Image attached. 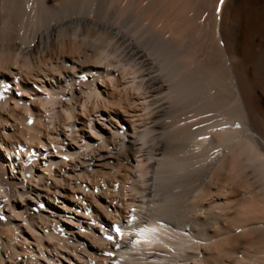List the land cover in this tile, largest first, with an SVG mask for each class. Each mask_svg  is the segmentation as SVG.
I'll return each instance as SVG.
<instances>
[{"label": "bare ground", "instance_id": "obj_1", "mask_svg": "<svg viewBox=\"0 0 264 264\" xmlns=\"http://www.w3.org/2000/svg\"><path fill=\"white\" fill-rule=\"evenodd\" d=\"M110 1L0 0V67L6 69H0V85L8 89L0 98V122L4 110L13 119L7 148L0 150L1 210L6 213L0 221V264H55L63 254L68 263L59 264H264V0H181L183 12L172 7L169 13L157 8L160 0H135L138 14L128 11L133 0L123 11L110 10ZM152 23L161 35L152 31ZM70 40L90 51L72 64L74 74L63 55L59 63L47 62L56 46L64 48ZM108 56L139 80L133 89L147 100V118L133 138L126 135L128 124L120 113L109 112L111 120L102 125L117 122L126 129L110 126L103 150L93 152L94 159L88 154L91 162H81L87 154L79 153L84 150L80 138L88 148L105 130L96 124L90 131L86 125L74 129V102L83 94L79 111L85 113L87 99L98 96L96 79L103 75L93 63ZM14 64L23 68L22 77L15 75ZM43 64L49 65L45 76L54 81L50 99L37 96L29 104L12 91L11 78H18L19 91H30L27 81L45 72ZM81 73L86 79L77 78ZM10 100L14 106L6 109ZM54 117L66 126L64 140L70 141L60 150L53 140ZM115 133L127 139L108 150ZM47 140L56 144L52 151L61 158L51 155ZM7 156L12 164L20 160L11 168L15 174L7 170ZM65 156L72 161L62 162ZM37 160L43 163L40 172L33 179L21 177ZM23 163L31 164L24 168ZM128 170L135 171L133 177L126 176ZM126 183L131 194L123 190L122 197L120 187ZM89 189L97 193L85 194ZM230 191L237 196L227 195ZM210 193L227 196L203 204ZM137 197L138 205H130ZM27 208H36L30 218L23 212ZM87 210L89 218L82 214ZM116 221L123 235L114 249L100 236ZM26 231L37 251L24 247ZM106 251L114 256L101 257Z\"/></svg>", "mask_w": 264, "mask_h": 264}, {"label": "rangeland", "instance_id": "obj_2", "mask_svg": "<svg viewBox=\"0 0 264 264\" xmlns=\"http://www.w3.org/2000/svg\"><path fill=\"white\" fill-rule=\"evenodd\" d=\"M162 1H164V2H162ZM169 1H171L172 4ZM173 1L172 0H160V1H158L157 8L158 7L159 8H161V7L163 8V6H164L165 9L164 8L163 9L165 11H163L162 13L166 12L167 9H171L172 7H173L171 9L172 11L173 10L180 11L183 8L182 5H184V4H182V3H183L184 0L183 1H181V0H173ZM129 2H130V0H111L110 3H109V5H108V8L110 10H112V11H116V9L119 10V11H123L125 8H127V6H129L128 5ZM166 2H168V4ZM138 10H139L138 2H135V0H133L132 1V4L128 7V11H130V13H132V14H138L139 13ZM171 10H169V12ZM167 12H168V10H167ZM117 16H118V14H117ZM148 23H149V21L148 22H145V24H148ZM150 27H152V31L154 33L161 35L159 26H154L153 27V23H152L150 25ZM168 36H170V35L169 34H166L165 35V37H168ZM68 42L70 44L67 45ZM68 42L66 43V46H65L66 48L65 47L62 48L60 46H56L55 49H53L51 51L50 57L47 58V62H48V59H49V62L50 63L51 62L59 63L61 61L60 56L63 55L64 58H66V63L64 65L66 66L67 70L70 73L74 74L75 71H74V68H73V65L72 64L78 62L80 60V57H83V55H85L87 53L90 54V51H88L87 48L84 49V47L82 45H80L81 46L80 48H79V45H78V48H76V46H77L78 43L75 40H70ZM75 43H77V44H75ZM98 54H97V56L95 55L94 57L95 58H99L100 57V54H99V56H98ZM52 56H55V57L52 59L51 58ZM39 57H40V55H38V58L36 59V61L38 59H40ZM41 57H43V55ZM41 66L45 70V72H41V75L40 76H37V77H35L33 79H28V81H27L28 82V85L30 86V88H32L30 91H26V90L25 91H19L18 90V85L16 83V80L18 78H15L14 76H12V78H11V83H12L11 88H12V91L15 94L18 93V96L21 95L22 98L23 99H26L29 104H35L36 101H37V96H40V97L45 98L46 101H48L50 99V96H51V92L48 91V90H50L51 87L54 85L53 84L54 81H53L52 78H50V77L48 78V76H45V74L49 72L48 71L49 65L43 64ZM46 66H48V68ZM93 66L98 67L97 68L98 71H96V72H98V73H100V74L103 75V77H100V79H98V78L96 79V87H97L96 89H97L98 96L97 97L95 95L94 96H90L89 99H87L85 113H81L79 110L81 109V106H82L81 104L83 103V101L85 100L86 97L83 94H78L77 95L76 101L74 102V106H75V110H74V115L75 116L74 117L75 118L73 120H70L71 122L69 121L70 122V125L75 123L74 129H76V130L82 129L83 125H86L87 126V130L90 131L91 130L90 129L91 125L96 124L98 127H101L102 122L110 121L111 120V117L107 116L108 113L109 112L110 113H113V111H116V112H119L120 113L121 118L123 117V119H125L123 121L126 123V125L128 124L129 130H128V132H126V135L128 137L129 136L130 137L132 136L133 138H136L137 137V133L139 132V128H140V130L143 129L144 124H145L144 123L145 122V119L147 118V115H146L147 110H145L143 108L144 107V104H145V102L147 100H143L142 97L141 98L139 97L140 96L139 95V90L136 91L135 89H133V86L139 80L138 79H132L131 78V75L128 74V73H126L127 72L126 69L122 68L119 63L114 62L113 56L112 57L111 56L106 57V59H103L101 61V63H98V62L93 63ZM13 67L14 68L16 67V73H15V75L17 77H22L24 75L23 68H20L19 69V67L16 66V64H14ZM0 69H2V68L0 67ZM2 72H6V69L3 68L2 69ZM53 74H59V73L58 72H53ZM106 74H109V75H106ZM14 78H15V80H14ZM109 80H111L113 82V85L110 84V81ZM118 101H120L119 102L120 104H118ZM12 106H14V103H12L11 100L7 104L4 105V107L6 109H11ZM47 106H49V105H47ZM100 114H103V116H101ZM3 115H4V120H1V122H0V141H1L0 142V150L5 151V149L7 148V143H6L7 138H6V134L10 130V127H11L10 126V124H11L10 122L13 119H12V116L9 115V113H7L5 110L3 111ZM53 124H54V128H55V130H54V135L55 136L53 137V140L55 142L61 144V145L57 146L58 147V150H60V149H63V147H62L63 145H67L70 142L69 139L66 140V141L64 140V138L66 137V133H67L66 126L62 124V121H60V120L58 121L55 117L52 120V125ZM123 125H121V127H123ZM110 126L111 127H117L118 129H120V124L117 123V122H114L113 124L111 123ZM110 126L108 125V123L105 124V125H102V129L105 130V133L102 134L101 137H99V139L96 140L94 142V144H92L88 148L85 147V141L81 140V138H80L78 144H79V146L80 145L83 146L84 150H79V153L81 152V153L87 154L86 156H84V158L82 159L83 161H81V162H91L90 155H88V154H92L93 159H94L95 157L93 155V152L95 153V152H97V150H103L102 147H101V143L103 142V139L105 138V135L107 136V135L111 134L112 130H111V127ZM115 136H116V133H115V135L113 137H115ZM94 138H96V136H94ZM110 138H111V136H110ZM126 139H127V137L124 138V140L123 139L120 140V136H116L115 139L114 138L113 139H110V141H111L112 144H111V146L108 147V150L111 149V148L119 147V145L120 146L123 145V142ZM53 145L56 146V144L54 142H51L50 140H47V143H46L45 146H47V147L48 146L49 147L51 146L52 147ZM73 145L75 146V148L79 147L75 143H73ZM45 146L42 147V146L39 145L38 147L39 148H45ZM54 148L55 147L50 148L51 155H54V156H56L58 158H61L62 157V154H60L59 156H57V155H55L53 153L52 150ZM67 148H69V147L67 146ZM46 150L48 151L49 149H46ZM12 153L16 154L15 150L14 151L12 150ZM22 153L23 152H21L19 154L22 155ZM5 154L6 153H4V155ZM20 159H21V157H20ZM6 160L8 161V164H9V166H7L8 172L10 174L11 173L14 174V172L16 173V170L17 169L11 170V168L13 167V165H16L17 166L18 163L20 164V160H16L14 164L11 163V160L9 159L8 156L6 157ZM37 161H38V164H35L34 165L32 171H30V170L29 171H26V172H29L31 174V176L28 177L30 179H33V174L34 173L40 172V166H42L43 163L40 160H37ZM64 161H66V160H62V162H64ZM68 161L71 162L72 159L69 158ZM34 162H36V161H34ZM109 162L111 163V161H109ZM23 164H21L20 166L21 167L24 166V168H25L26 166H29L31 163L29 165H26V164L23 165ZM134 165H136L135 162H134ZM87 167H89V168H87ZM67 168L68 167H66V170H67ZM86 168L88 170H90L91 169V165L86 166ZM64 169L65 168H61L60 172L63 173ZM134 174H135V171L128 170V173H127L126 176L127 177H131V176L133 177ZM20 176L22 177L24 175L22 173H20ZM126 176L120 175V177H122V178H124ZM106 180H108V179H106ZM129 181H130V179H128L126 182H129ZM86 184L89 185V182L87 181ZM32 185H34V184H32ZM105 186L106 185H102L101 186V188H102L101 190L104 191ZM60 187H61L62 190L65 189L63 185L60 186ZM120 188H121L120 193H122L123 190H127L129 192V193L127 192V197L131 194V192L129 191L130 190L129 183H126V184L122 185V187H120ZM67 189L68 190L71 189L70 188V185L67 187ZM241 190H243L244 192H247V191H245L246 190L245 186H243ZM61 192L62 191L59 192L60 195L62 194ZM54 193L55 194H58L57 191H54ZM86 193L87 194L89 193L90 196L91 195L94 196V194L97 193V190L96 189H93V190L89 189V190H87L85 192V194ZM228 194H229V196L233 197V196H237L236 194H238V192L237 191L236 192L235 191H233V192L230 191L229 193H227V195ZM208 195L210 196V197L208 196L209 199L208 198L205 199L206 200V201L204 200L205 202L202 201V203L204 202L203 204H206V203L208 204L210 202V200L212 201L214 199H216V202H217V200L224 199L225 196H227V195L223 196V194H219V193L218 194H216V193H210ZM123 196H124V194L122 193V197ZM115 197L118 200L120 199L119 196H118V194H115ZM138 199L139 198L137 197V198H135V200H131V203L132 204L130 202H128V201H125V199H123L122 202L123 201L125 202V203L123 202L125 206H129V203H130V205H138V202H137ZM223 201L225 202L226 200H223ZM54 203L57 204V205H59V200H55ZM214 203H215V200H214ZM27 209H25L26 211H23L22 209L21 210L25 213V217L26 218H30L32 211H29V210H31L29 208H27ZM62 210L68 211L69 209H65L64 207H62ZM126 210H128V207H126ZM137 211L138 210H135V212H137ZM85 212H87L88 214H85ZM82 214H83V216L88 217V218L91 216L90 215V210L84 211V212H82ZM10 215H12V217H13V214L12 213ZM64 216L67 217L66 219H70V215L68 213H66ZM38 220H39L38 218H34L33 221H34V223H39ZM87 222H89L90 224H92V226H90V227H92L93 229L96 227L97 230H98L97 233H99L100 229L98 228L99 225H98L97 222H94L93 219H90V221L88 220ZM20 225H23V222L20 223ZM71 225H72V223H71ZM36 229L38 231H41L42 232V234L44 235V239H45L46 238V233H44L42 231V227H40L39 225L36 224ZM62 233H64V232H62ZM62 233L60 234V236H62L64 238L66 234L64 233V235H62ZM90 233H93V232H90ZM16 235L18 237L17 239H19L20 236H19L18 232H16ZM26 236H28L27 237L28 238V241L24 242L25 243L24 247L27 248V251L28 250L29 251H34V250L37 251L38 248H37V246L34 243L33 236H31V234H29V232H27V231H26ZM44 239H43V241H44ZM246 239H249V237L247 236ZM202 250L205 253L209 252L208 250H204L203 248H202ZM74 253H73V255H74ZM27 255H29V254H27ZM240 255L241 254H239L238 256H240ZM63 256H64V254L63 255H57L54 259L55 260L57 259L58 262H56L55 264H57V263L59 264L61 262H67L68 263L67 258L65 259V258H63ZM16 261L19 262L18 259ZM82 264H84V263H82Z\"/></svg>", "mask_w": 264, "mask_h": 264}, {"label": "snow or ice", "instance_id": "obj_3", "mask_svg": "<svg viewBox=\"0 0 264 264\" xmlns=\"http://www.w3.org/2000/svg\"><path fill=\"white\" fill-rule=\"evenodd\" d=\"M221 3H223V0H221ZM200 139H202V140H207L208 139V137H206V136H202V137H200ZM64 159H68V157H65ZM114 230L119 234L120 233V229L117 227V228H114ZM109 240H111V239H113V237L112 236H108L107 237Z\"/></svg>", "mask_w": 264, "mask_h": 264}]
</instances>
